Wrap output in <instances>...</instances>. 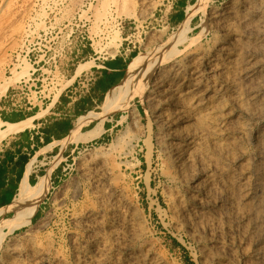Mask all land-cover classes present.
<instances>
[{
	"label": "bare ground",
	"instance_id": "bare-ground-1",
	"mask_svg": "<svg viewBox=\"0 0 264 264\" xmlns=\"http://www.w3.org/2000/svg\"><path fill=\"white\" fill-rule=\"evenodd\" d=\"M113 1L118 17L132 16L129 9L137 7L134 0ZM139 1L145 8L151 2ZM214 2L196 0L186 10L180 39L174 37L162 47L164 41L156 38L155 51L128 64L122 81L105 95L100 112L79 117L66 138L46 145L27 163L13 201L0 209V218L12 214L0 219V249L10 236L33 225L69 146L99 138L109 117L127 106L135 113L130 104L139 98L151 114L153 137L171 169L169 181L184 189L178 196L179 204L170 205L177 214L174 225L194 240L205 241L204 247L213 255L210 260L239 264L251 258L250 264H264V0L227 2L222 7ZM199 14H203L207 28L196 42L185 32ZM136 17L144 22L147 19L142 12ZM148 62L151 65L144 68ZM24 65L29 64L24 61ZM140 77L142 87L132 90ZM56 96L59 100L61 94ZM30 122L0 119V142L24 132ZM94 122L96 125L85 132L84 128ZM57 149L50 160L40 161ZM90 161L84 164L83 172L91 176V191L99 205L71 215L73 224L85 230L88 238L80 242L77 234L72 236L76 263L165 264L151 254L133 253L131 232H137V222L135 218L122 219L127 202L124 190L111 182L115 169L102 164L104 160ZM38 165L45 168L44 175L32 184ZM78 196L72 197L73 201L77 202ZM105 215L112 229L109 236L102 233ZM33 244L27 249L29 254L38 255L33 264L46 263L50 251L44 245L33 248ZM246 244L251 247L247 254L241 252ZM5 254L18 252L9 248Z\"/></svg>",
	"mask_w": 264,
	"mask_h": 264
},
{
	"label": "rangeland",
	"instance_id": "rangeland-1",
	"mask_svg": "<svg viewBox=\"0 0 264 264\" xmlns=\"http://www.w3.org/2000/svg\"><path fill=\"white\" fill-rule=\"evenodd\" d=\"M243 1L215 0L214 4L222 7L227 2L240 4ZM195 2L151 0L145 8L139 0H134L137 7L129 9L132 16L118 17L117 3L113 0H0V119L3 120V116L12 118L5 121L11 123L30 119L24 132L32 133L34 138H42L41 133L51 119L63 114L69 102L87 94L103 63L122 56L129 64L138 56L150 57L158 39L164 41L162 47L174 37L180 39L186 10ZM141 12L147 16L145 22L136 17ZM181 15L183 18H180ZM101 17L103 21H100ZM203 21V14L197 15L185 32L190 40L199 42L202 39L207 28ZM116 31L120 32V37ZM24 61L29 67L24 65ZM142 81L141 77L136 80L132 90L142 87ZM56 94H61L59 100L55 98ZM102 104L92 112H100ZM130 105L134 106L135 113H130L127 106L111 115L99 138L69 146L50 180L48 194L33 225L19 230L4 242L0 249V264H33L34 256L37 258L38 255L29 254L27 250L33 243V248L44 245L51 253L43 264H77L72 236L77 234L80 242L88 238L85 230L73 224L71 215L92 204L99 205L91 191V176L83 172L84 164L89 160H104L102 164L115 169L111 182L116 188L124 190L122 192L128 204L122 208V219L135 218L137 222V232H131L135 255L151 254L154 258H162L165 264H221L210 260L213 255L209 254L207 246L204 247L205 241L194 240L186 230L174 225L177 214L171 206L179 204L178 196L183 194L184 189L169 181L171 169L153 137L152 130L155 128L151 130L149 110L139 98ZM95 125V122L90 124L84 131L91 130ZM19 134L0 142V154L11 148L10 144L17 141L13 138ZM23 141L26 142L25 139ZM46 145L36 150L35 143L32 149L29 148L27 163ZM99 152L101 155H96ZM57 153L58 149L48 158L40 157V161L50 160ZM44 171L45 168L38 165L31 176V183L35 184ZM74 193L80 195L77 202L73 201ZM11 216L7 214L0 219ZM108 220V215L103 216L102 233L109 236L112 229L107 224ZM107 242L109 244L110 239ZM9 248L18 254H5ZM250 250L251 247L246 244L241 252L247 254ZM121 258L118 257L119 260ZM252 260L246 258L240 263L248 264L249 261L250 264Z\"/></svg>",
	"mask_w": 264,
	"mask_h": 264
},
{
	"label": "crops",
	"instance_id": "crops-1",
	"mask_svg": "<svg viewBox=\"0 0 264 264\" xmlns=\"http://www.w3.org/2000/svg\"><path fill=\"white\" fill-rule=\"evenodd\" d=\"M127 66L128 60L122 56L103 63L90 84L87 94L74 102H69L66 105L67 109L64 107L65 112L63 114L58 118L51 119L41 133L42 138L39 136L34 138L33 134L27 131L13 138L17 141L11 143V148L0 154V209L9 205L16 195L25 173L28 149H32V146L39 139L42 143L43 139L60 140L66 138L74 128V120L96 110L102 104L105 94L122 81ZM24 139L26 142L23 141Z\"/></svg>",
	"mask_w": 264,
	"mask_h": 264
},
{
	"label": "trees",
	"instance_id": "trees-1",
	"mask_svg": "<svg viewBox=\"0 0 264 264\" xmlns=\"http://www.w3.org/2000/svg\"><path fill=\"white\" fill-rule=\"evenodd\" d=\"M180 18H183V15H181L180 16ZM3 120L4 121H11L12 120V118H5L4 116H3ZM51 142V140H45V143H40L38 140H37V147H36V150H39V148L40 147H42V146H44V145H46V144H49ZM36 150H33V152H35ZM22 175V174H21ZM32 184H33V182H32Z\"/></svg>",
	"mask_w": 264,
	"mask_h": 264
}]
</instances>
